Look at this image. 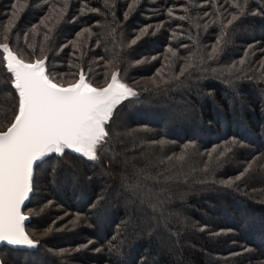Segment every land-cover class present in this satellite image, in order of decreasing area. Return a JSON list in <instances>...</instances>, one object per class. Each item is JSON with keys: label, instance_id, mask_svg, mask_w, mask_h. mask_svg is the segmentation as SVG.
Returning a JSON list of instances; mask_svg holds the SVG:
<instances>
[{"label": "trees", "instance_id": "obj_1", "mask_svg": "<svg viewBox=\"0 0 264 264\" xmlns=\"http://www.w3.org/2000/svg\"><path fill=\"white\" fill-rule=\"evenodd\" d=\"M2 43L65 86L117 72L137 92L97 160L35 168L37 247L1 246L3 264H264V0H0ZM3 56L0 130L18 106Z\"/></svg>", "mask_w": 264, "mask_h": 264}, {"label": "snow or ice", "instance_id": "obj_2", "mask_svg": "<svg viewBox=\"0 0 264 264\" xmlns=\"http://www.w3.org/2000/svg\"><path fill=\"white\" fill-rule=\"evenodd\" d=\"M233 6L243 13L239 4L234 2ZM237 19L233 15L228 24ZM141 36L132 40V44H136ZM219 44L217 41V46L212 49L213 55L218 53ZM0 49L5 54L3 60L7 62L12 88L18 97L14 118L0 130V243L34 248L38 242L25 231V221L29 217L23 214L22 205L34 190L35 168L51 154L62 157L66 150L97 160L98 150L108 136L106 125L115 108L123 100L136 96L137 92L120 82L116 72L111 73L110 81L102 88L90 84L82 70L79 79L65 86L49 76L46 58L26 62L10 50L8 43L0 44ZM191 66L189 62L181 69V75ZM179 158L183 159L182 156ZM240 178L238 176L237 180ZM227 184L232 186L231 181Z\"/></svg>", "mask_w": 264, "mask_h": 264}, {"label": "water", "instance_id": "obj_3", "mask_svg": "<svg viewBox=\"0 0 264 264\" xmlns=\"http://www.w3.org/2000/svg\"><path fill=\"white\" fill-rule=\"evenodd\" d=\"M11 50V49H10ZM1 51L3 52V50L1 49ZM14 53V52H13ZM15 54V53H14ZM5 55V54H4ZM6 64H7V62L5 61V67H6ZM6 69H7V67H6ZM8 72V71H7ZM81 72V71H80ZM80 72H79V74H80ZM9 73V72H8ZM117 73V72H116ZM86 76V75H85ZM78 79H79V75H78ZM86 79H87V76H86ZM110 79H111V77H110ZM110 81V80H109ZM121 82V81H120ZM67 86V85H66ZM106 86V85H105ZM105 86H103V87H105ZM99 88H102V87H99ZM131 98V97H130ZM126 100V99H125ZM124 101V100H123ZM66 151H68V152H70V153H72V154H74V155H77V156H79V157H82L81 155H79V154H77V153H74L73 151H71V150H66ZM56 155V154H55ZM82 158H84V159H87V158H85V157H82ZM31 195H32V193L30 194V197H31ZM30 197H29V199H30ZM29 199L25 202V204L24 205H22V212H23V214L25 215V216H28L27 214H25L24 213V208H25V206L27 205V203L29 202ZM29 217V219L28 220H26L25 221V225L24 226H26V224L27 223H29L30 222V220H31V218H30V216H28ZM26 231V230H25ZM27 233V232H26ZM1 246H7V247H9V248H11V249H17V250H30V251H33V250H35L36 249V247H34V248H27V247H13V246H10V245H7L6 243H0V247ZM0 261H1V259H0Z\"/></svg>", "mask_w": 264, "mask_h": 264}, {"label": "rangeland", "instance_id": "obj_4", "mask_svg": "<svg viewBox=\"0 0 264 264\" xmlns=\"http://www.w3.org/2000/svg\"><path fill=\"white\" fill-rule=\"evenodd\" d=\"M243 33H244L243 35H245V36H246V34H248V33H246L245 31H243ZM248 35H249V34H248ZM27 215H28V214H27ZM28 216H29V215H28ZM153 242L155 243L154 245L157 244V245L159 246V242H160V241H159L158 239H156V240L153 241ZM44 261H45V260H44ZM42 262H43V261H42Z\"/></svg>", "mask_w": 264, "mask_h": 264}]
</instances>
